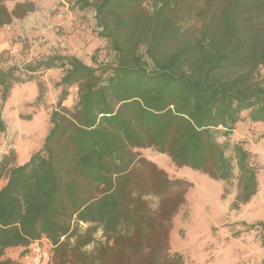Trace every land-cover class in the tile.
<instances>
[{
  "label": "trees",
  "instance_id": "trees-1",
  "mask_svg": "<svg viewBox=\"0 0 264 264\" xmlns=\"http://www.w3.org/2000/svg\"><path fill=\"white\" fill-rule=\"evenodd\" d=\"M145 1H74L93 7L110 63L52 55L25 66L37 100L47 70L62 71L60 93L40 148L19 165L13 151L0 157V264H20L8 251L23 257L35 243L47 245L48 264H185L169 241L189 183L139 149L234 178L232 208L257 192L256 154L227 137L239 123L264 125V83L254 79L264 67V0H154L151 13ZM33 9L0 4V27ZM16 70H0L2 100L24 82ZM248 228L264 248V221Z\"/></svg>",
  "mask_w": 264,
  "mask_h": 264
},
{
  "label": "rangeland",
  "instance_id": "rangeland-1",
  "mask_svg": "<svg viewBox=\"0 0 264 264\" xmlns=\"http://www.w3.org/2000/svg\"><path fill=\"white\" fill-rule=\"evenodd\" d=\"M74 1L0 0L9 11L17 2H30L34 7L24 17L0 27V70L15 67V74L24 79L23 83L12 84L6 100H2L0 86V118L6 123V131L0 135V157L13 151L15 162L22 164L40 148L49 128V114L60 93V88L54 84L62 71L47 70L40 74L44 92L37 100V85L26 81L27 64L52 55H73L92 66L112 60L98 36L93 7L79 10ZM143 6L151 13L159 3L155 6L154 0H146ZM191 21L184 16L180 24L185 27ZM142 51L139 48V52ZM254 79L264 83V67L254 72ZM74 100L72 90L65 104L70 107ZM227 138L243 140L256 154L255 162L260 167L257 192L238 208L231 207L237 193L234 178L215 180L188 167H175L165 154L149 148L139 149L141 156L157 163L170 176L189 183L186 201L172 220L169 241L170 250L181 253L185 264H261L263 259L264 248L248 224L264 221V125L239 123ZM3 184L0 182V187ZM150 200L155 206L156 200ZM46 246L35 243L23 257L20 247L10 249L8 254L20 264H48Z\"/></svg>",
  "mask_w": 264,
  "mask_h": 264
},
{
  "label": "crops",
  "instance_id": "crops-1",
  "mask_svg": "<svg viewBox=\"0 0 264 264\" xmlns=\"http://www.w3.org/2000/svg\"><path fill=\"white\" fill-rule=\"evenodd\" d=\"M16 164H18V165H19V164H21V163H18V162H16Z\"/></svg>",
  "mask_w": 264,
  "mask_h": 264
}]
</instances>
